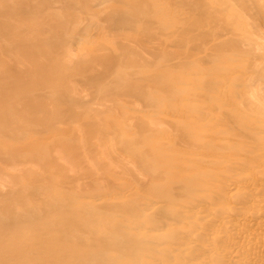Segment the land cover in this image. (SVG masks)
Returning a JSON list of instances; mask_svg holds the SVG:
<instances>
[{
	"label": "bare ground",
	"instance_id": "6f19581e",
	"mask_svg": "<svg viewBox=\"0 0 264 264\" xmlns=\"http://www.w3.org/2000/svg\"><path fill=\"white\" fill-rule=\"evenodd\" d=\"M184 1L187 2V0ZM189 1L188 3L184 2L185 11L197 0L190 1L191 4ZM178 2L179 0H176V3L174 2V6H172L173 3L171 4L170 1V5L173 8L175 6L178 7L180 5V2ZM163 3L166 5L164 0H0V264H139L138 262L140 264H147L149 258L155 255L156 257L158 255L161 256L159 258H162V261L164 260V263L162 262L163 264H237L239 258L242 260L241 256L244 254V251L242 254V249L244 247L240 244L242 242L235 243L234 237L236 236V239H238V236L242 238L246 237V234H249L252 238L251 233L253 234L257 230L250 229L252 225L250 223L253 220L251 217L254 215L250 214L253 211H259L260 208H263V204H260V201L256 199L260 193L264 196V181L262 180L264 178L257 177L258 175L254 170L261 166L262 168L260 167L261 170L258 173L264 177V140L263 142L261 141L262 137L264 139V103L261 106H256L254 105L255 103H245L244 105L243 101V104L240 103V105H244L242 107L246 106V108L241 109L237 107L236 105L238 103L236 102V104L234 101L235 98L239 97V92L235 91H238V89H235V86H231L235 90H230V93L231 91L233 92L231 95L233 101H229L228 105H218V103L216 104L218 106H216L210 101L203 102L202 99L200 101V98H207L204 92H208L216 85L214 84V87L211 88V85H213L212 80H215V76L212 77L210 75L212 77L210 78L208 74V77L202 78V82L199 80L201 84L199 86L201 88L203 87L204 92L202 89L199 91L200 89L198 88L200 93L197 94V90L196 93L193 92L195 94L191 93V95L193 94V98L195 97L194 95L198 97L200 94L201 97H198L199 101H197L198 98L195 101L193 99L195 103L191 100V103H193L186 104L187 107L185 109L179 103V107L181 109L183 107V111L177 107V97H179V101L180 98L182 99V87L180 88L179 86L176 88L177 84H174L176 90L179 89L182 91L178 96L174 95L176 92L172 90L173 85H171L174 82L165 79L164 81V75L169 77V79L170 76L174 77L172 75H176V78L179 79L177 76L178 70L172 75L170 72L176 71L175 67L179 64H184L187 66L185 67L186 71L187 69L189 71L187 74L192 75L189 78L192 77L194 79V77L199 75L200 69L198 68L199 71L198 69L196 70L195 66L192 65L193 62H189L190 60L188 62L185 61L186 63L179 62L178 64L170 65L169 63L166 64V62L165 66H167H163V62L166 59L164 60V57H161L164 56L162 54H165V51L160 45L162 43L166 44V39H169L172 43L180 46V48L186 46L191 51L195 49V40L200 35L204 38L209 36L212 39L211 35L208 34H212V36L215 34L210 33L207 28L209 33L197 30L200 34L196 31L198 34L196 35L195 29H198V25L202 23L198 22V25H194L192 21L187 22L189 19L187 20L186 17L183 19L180 15L181 13H185L182 12V9H184L182 6H179L182 10L181 12L180 9L178 11L175 9V12H180V19L182 18V21L186 20V26L189 24L190 28L193 24L194 27L192 26L190 29L188 27V29L180 27L179 23H181V20H179L180 22L178 21L179 16L177 19L179 23L176 22L179 27L175 23V28L172 22V26H170L169 23L162 20V14L166 6L169 10L171 6H169V2L166 6ZM196 4H199V2H195V8L197 6ZM162 5L165 8L162 10L163 12L161 11L162 14H159L158 11L162 8ZM224 6L226 7L227 5L224 4ZM189 10L192 11V9ZM178 13H175L176 18ZM165 15H168V11ZM173 15L171 11L170 16L173 17ZM170 16H167L168 21ZM136 24H144V26H138V28H141L137 29L135 27ZM101 25L107 27L110 31H119L122 35H128L129 37L126 36V38L131 37L129 35L130 31L138 30V37H134L135 33L133 34V32V37H131V39L136 38L134 40L137 45H133L136 48L131 46L128 42L129 39L126 43L133 50L122 43V41V44L120 42L119 44L116 40L118 37L115 39L117 42L115 40L113 41L116 42L114 45L117 47L120 45V48L115 46V48L107 47L105 45L106 41L103 44L105 37L101 34V37H103L102 41L100 36V40H98L99 38L96 39L102 43L96 44V39H93L96 36H94L91 30L94 31L98 26L100 28ZM168 26H170L167 29L169 31L174 27L171 29L172 32L165 31ZM195 26L198 27L196 28ZM230 27L229 29H227L228 27L225 28L231 31L235 29L232 27L230 29ZM180 28L185 31H180ZM210 29L214 28L211 27ZM211 31L214 32L215 29ZM235 31L233 33L237 32ZM108 32L106 33L108 34ZM138 32L136 31V34ZM218 32L215 31L214 33L218 34ZM193 33L195 34L193 35ZM238 35L241 37L240 33ZM242 36H245V34H242ZM113 38H110L111 40L109 39V41H112ZM247 38L250 39L248 36ZM207 39L208 44L210 40ZM91 40L95 42L93 41L94 43L91 44ZM202 40L204 41L203 38ZM202 40L201 42H203ZM151 41H155V43H151ZM88 42L90 43L87 45H90L89 47H93L96 44L99 45L100 50L104 49V51H107L103 53L101 50L102 52L98 53L96 52L97 46V48L95 47L96 49L90 48L86 57H84L85 52L83 49L87 48L85 43ZM150 43L157 44V47L151 46ZM165 44L162 45L164 46ZM220 44H214L212 42V45H210L213 48L210 47L211 49H208L211 52H214V50L215 52L218 50L221 51ZM110 45L108 44V46ZM137 46L140 47V52L137 51L139 49ZM168 46L165 49L169 53ZM200 46L202 45L197 44V51H192L197 53L200 50ZM171 47L169 46V49H173ZM142 48L148 53L150 52V55H156L153 56V58L156 57L153 61L156 62L158 57L161 59L156 63L158 64L161 61L162 66L166 68L164 75L160 73L161 71L154 73L151 71H143L142 68L140 70L139 65V67L132 65L135 60L140 61L139 63H141V67L144 66V69L145 67H150L153 63L154 65L156 64L153 61L147 60L148 57L145 55L146 51L143 53L145 56L142 55L141 52L144 51H141ZM187 48L184 47L183 49L187 50ZM75 49L78 51L77 54L73 52ZM116 49L118 51L121 49L123 53L124 51L126 53V50L127 52L130 50L128 52L130 55L132 54L131 50L141 54L138 55L136 52L134 59L133 57L131 58L132 61L130 58H127L131 61L128 62L124 58L129 54L126 53L125 56H122L124 54L121 53L122 55H119L120 52ZM183 49L180 51L179 47L176 48L178 52H182ZM201 50L204 51L203 49ZM188 51H185L186 56L189 53ZM170 52L173 53L172 50ZM148 53L146 54L149 55ZM177 53L175 52L174 55ZM192 53L189 55L191 56ZM204 54L201 58L200 56L198 57L200 60L202 59L201 61H206L205 57L208 55ZM130 55L129 57H131ZM104 56L107 58H115L117 62H114L115 65L113 62V65L110 63L112 65L111 67H109L110 64L107 65L109 67L108 70H110L106 71L108 73L103 70H101L103 72L98 71V68L97 70L95 69L96 65L94 63L100 65L102 61L107 59ZM171 56L173 55L171 54ZM258 56L261 57L260 55ZM225 58H223L224 61L222 59L220 61L217 60L216 65L212 58L211 60L213 62L211 63L218 69L220 67L222 68V66L227 69L228 58ZM259 59L257 58V60ZM125 60L127 62H124ZM99 61L101 62L99 63ZM157 64L155 66L156 69ZM92 65L95 67L93 68L97 73L93 74V72H90V74L85 75L83 73L84 70L91 68ZM103 65L106 70L107 66L105 64ZM123 68H125V71ZM151 70L155 71V69ZM181 71H184V69ZM176 78L174 77V79ZM118 81H123V83H118ZM215 81L217 83V80ZM184 82L183 80L182 83ZM198 82L195 83L196 86ZM218 82L220 81L218 80ZM187 83L190 82L187 81ZM233 84L235 83L233 82ZM165 86L171 87H169V93L162 92L164 89H161ZM223 87L220 88L219 92ZM192 89H189L190 92H192ZM83 90L90 93V98H82L84 93L82 92V94L81 91ZM155 91L162 92L163 94L156 93ZM202 92L203 94L201 95ZM217 92L213 94L215 97H220L218 94L222 95L220 98H224L227 95L223 92V94H217ZM212 93L214 92L209 94L212 95ZM209 97L211 96H208L207 99ZM259 97L257 96V99ZM183 99H185V102L183 100L180 102L185 105L187 98L184 97V94ZM228 99L231 100L230 98ZM254 99L255 102L256 98ZM262 99L259 98V103ZM132 100H137V102L141 101L145 110L142 111L143 114L141 113L139 115L138 108L135 109L127 105L130 109H135L137 113H130L132 115L129 117L133 118V121L130 119L133 127L129 125V132L133 137H130L132 141L129 139L128 141L130 143H127V141L121 143L123 141L122 139L127 138L126 136L128 134L126 133L128 129L126 128L125 130L120 126L126 134L125 138H123L124 131L119 129L118 124L123 125L126 121L121 124L122 119L121 123H117L116 117L112 118V115V117L106 115L113 114L114 111H121L122 113L125 109L123 102ZM97 102L103 104L105 108H100L101 110L96 109L94 103L97 105ZM49 103H57V107L54 108L55 106L52 107L51 104L48 105ZM46 105L54 108L52 109L53 111H47L44 108ZM66 105L68 106L65 107ZM76 105H83L84 108L87 105L88 108L83 110V113L82 111L80 113V111L77 112L75 110L74 112L72 108ZM70 106L72 108H68ZM42 107L47 112H44V110L43 112L40 111ZM141 107L143 109V106ZM47 108L49 109V107ZM66 108H68V111ZM214 109L217 110L218 117L209 115V111L212 113L211 110L214 112ZM251 111L254 114H250ZM69 114L74 117L72 119L75 122L79 121L85 125L81 133L78 131L83 136H80L81 139L83 138V143H88L92 138V141L94 139L95 141H103V146L99 143V145L96 144V141V145L86 143L82 147L81 145L83 143L78 145V141L74 142V140L72 141L70 139L72 136H69V126L68 128L64 126L68 131L66 128L56 127L55 123L61 122L63 118L68 119L69 117L67 115ZM127 115L129 116V114ZM174 116L175 118H173ZM49 119L51 120L49 121ZM203 120L205 122H202ZM71 123L73 124V122ZM218 124L222 126L216 127ZM138 127H143L144 129L137 130L136 128ZM184 128H187V130L185 131ZM43 129H46V131L52 129L49 130L52 133L48 136L47 134L46 136H40L43 132L46 133V131H41ZM181 129H184V131ZM73 130L75 132L77 131L75 128ZM174 131L175 133H173ZM166 132L168 134L172 132L174 139L172 135L169 136ZM72 134L74 133L71 131ZM76 134L75 137L78 135ZM80 138L77 136L75 140ZM194 138L197 142L192 143ZM220 139L222 141L218 143ZM181 140L183 142L186 140L184 143L182 142L183 147L189 142L188 145H190L188 148H191L192 144L193 149L191 151H187L188 149L186 151L184 149L181 150ZM216 140L219 141L212 145V142ZM69 142H71V145ZM177 146L180 148L178 149ZM80 147L86 149L87 154L85 156L83 153H86V151L84 152L82 149H80L82 154H80L81 152L77 153ZM114 147L117 149L118 155L116 151H113ZM210 147L213 150L209 149ZM112 151L116 152V154H113ZM243 153H250L251 156H247L248 158H246L245 155V158H242V156L244 157ZM97 154H101L100 159L104 157L102 162H95L98 163V168L101 169V172L104 170L105 172L106 170L108 171L111 165V170L114 171V167L118 164L121 166L120 168L119 166L117 167L122 171L128 169L124 170L125 173L126 171L132 173L130 175L133 176V181L137 183V187L135 189H133L134 187L130 188L133 191L129 193L128 197H125L126 193L121 190L122 188L120 186V192H116L114 189L116 197L114 202L111 196V201L108 199L109 197H104L112 195L111 193L113 191L111 192L110 190L118 188L117 185L119 184L117 183L119 182L113 180L115 182L113 183L111 181L113 178L110 179L108 173L103 176L106 174L103 172L104 174L102 173L101 175L99 169H97L98 165L92 162L96 167L93 168L91 160L89 162L87 161L88 157L93 158ZM81 162H85L86 164H82L85 166H82ZM187 164L188 166H186ZM117 167H115V170ZM202 167L210 168V171H213L211 170L212 168H216V171L219 170L216 174L206 172L204 175H202L203 173L200 175L201 171L198 169ZM111 170L109 172H112ZM204 170L203 172H205ZM72 171L74 172L73 174L77 175L79 173L78 175L88 177L89 181L87 184L91 188L94 187H92L93 181L91 183L90 180H96L98 177L102 183L104 182V188L107 187L105 191H97V194L102 191V196L104 195L103 197H98L100 202L92 201L93 198H90L87 194L80 195L78 193L82 189L86 190L89 186L87 185L86 188L81 186L83 188L80 189V185L85 184V181L87 182L86 177H84V183H80L79 181L78 184L77 182L80 179L78 177L80 176L73 178L74 175L72 173L70 174ZM232 176H235V181H232V184L228 186L229 188L231 187L229 190L227 187L226 191H224L227 184L223 186L222 181ZM53 177H59V179L57 180L55 178L57 181H54L52 180ZM124 180L122 181L125 182ZM249 180H252L253 184L251 181L249 184L247 182ZM229 181L231 180L229 179ZM115 184H117V187H113ZM251 184L258 186L260 190L257 189L258 192H254L253 190L255 188L253 187L252 190V186L251 188L249 186ZM101 185L98 187L95 186L96 189H99ZM127 185L128 182L126 187ZM221 186L224 187V190ZM230 191L232 192L230 193ZM94 192L96 195L95 189ZM95 195H93L94 198ZM233 196V200L237 198L241 199V201L237 200L240 201L238 204L234 202L238 206H231L233 207L231 209L229 205L231 204L230 201ZM228 198L230 199V203L228 202L227 207H230L233 213L229 209H226L225 204H227L226 201ZM255 200L259 206L255 204ZM140 204L143 207L136 209ZM120 208L125 209V214L123 213L121 215L118 214L119 212H116ZM261 210V213L264 214V208ZM247 211L251 213L247 214ZM126 214L128 217H126ZM115 216H118V220L120 218V220H125L128 223L123 224L118 223V221L115 223V220L113 222ZM238 216L240 217L238 218ZM256 216L260 215L257 213ZM261 217H264V215ZM255 219L257 222L258 217ZM263 219H260L261 222ZM257 223L255 224L257 226L252 225L253 228L260 226ZM258 229H260L258 231H264L262 228L258 227ZM260 237L262 238V236ZM259 240L261 239L259 238ZM254 241L258 240L255 239ZM249 242H253V239ZM234 243L240 249H237V247L235 250L230 248ZM248 246L252 248L250 244ZM262 248L259 249L262 250ZM232 249L233 252L231 251ZM246 249H249V247L246 246ZM246 249L243 250L246 251ZM248 251L245 253L247 258L244 256L246 260L249 258L247 255ZM253 251L256 252L255 248H253ZM253 256H255V253ZM156 257L153 259L156 260ZM262 261L264 260L262 259ZM150 262L152 263V261ZM242 262L244 261L242 260ZM242 262L241 264H244ZM157 263L156 260L155 264Z\"/></svg>",
	"mask_w": 264,
	"mask_h": 264
},
{
	"label": "rangeland",
	"instance_id": "374dc122",
	"mask_svg": "<svg viewBox=\"0 0 264 264\" xmlns=\"http://www.w3.org/2000/svg\"><path fill=\"white\" fill-rule=\"evenodd\" d=\"M168 0H164V2L166 3V5H168V2H169V6H171L170 5V1H171V4L173 3V5L172 6H174V2L176 3V0L175 1H173L172 2V0H170V1H168ZM178 1V0H177ZM183 2L182 3H188V1L189 0H187V2L186 1H184V0H182ZM191 2H193L192 0H190ZM189 1V3L191 4V2ZM198 1V0H197ZM197 1H194V3H192L190 6V8H187V11H185L186 10V8L184 7L185 6V3L184 4H182L181 3V0H179V2H180V7L182 6V8L184 7V9H182L181 10V8L178 6H175V7H177V8H173L172 6L171 7H169V8H171L170 10L167 8V6H166V8H165V6L164 5H162V8H160L159 9V11H158V13L159 14H162V10L165 8V11H164V13L162 14L163 15V18H162V20L164 21V22H167V23H169V25L170 26H174L175 25V23L177 22V23H179L180 21L179 20H181V23H179V26L180 27H183L184 29L185 28H189V24H188V26H186V23L187 22H193V24L194 25H198L199 23L198 22H200V23H202L201 25L199 24L198 26L200 27V26H202L201 28H199L198 26H195L196 28L198 27V29H195V32L197 31V30H200L201 32H203V31H206L207 33H209L208 32V30H207V28L209 29V31H210V33H213V35L214 36H212V34H208V35H211V37H212V39L209 37V36H207L208 37V39L210 40L209 41V43L207 44V41H206V39H207V37L206 38H204V37H202L201 35V40H202V38L204 39V41L203 42H201V40H200V42H199V39H200V36L196 39L197 40V42H196V40H195V44H196V46H197V44H200V45H202V46H205V47H202V46H200V50L197 52V53H195V51H197V49H196V46H194L195 47V49H192V50H195V51H190L186 46H183V47H181L182 49L185 47V48H187V50L186 49H183V53L182 52H178L177 50H176V48H178L179 47V50L181 51L182 49L180 48V46H177L176 44H174V43H172L169 39H166V44L165 43H162V44H165L164 46L161 44L160 45V47L162 48L163 47V49H164V53L165 54H162V55H164V56H162L161 58H163L162 60L164 61L163 63V66H165V63L166 64H168L169 63V65L170 64H178L179 62L180 63H184L185 61L186 62H188V60H190L189 62L191 63V62H193V66H195V68H196V70L199 68L200 69V71H199V69H198V71H199V73H198V71H196L199 75H194V76H196V77H194V79L191 77V78H189L190 76H192V75H188L187 74V72H189L188 71V69H187V71H186V68L185 67H187V66H185L184 64H179L178 66H176L175 67V70L176 71H173V72H170L171 73V75L172 74H174V72H177V70H178V72H177V76L179 77V79L178 78H176V75H172V76H174L176 79H174V77H171L170 76V79H169V77H166V75H164V71H165V67L167 66H165V67H163L162 66V64H161V61H160V63L158 62V64L156 63L160 58L158 57V60H156V62L155 61H153V60H155L154 58H156V57H154L153 58V56H156V55H150V52L148 53L146 50H144V48H142L141 49V51L142 50H144V51H142L141 53H142V55H144L143 53H145V51H146V53H148L149 55H147L146 53H145V55L148 57H145V58H147V60L148 61H153V62H155L156 64H157V69H156V64L154 65V63L152 64V65H154V66H150V67H145V69H144V66H142L141 67V63H139L140 61H138V60H135V62H133V64L132 65H136V66H140V70H141V68L143 69V71H151V72H157V71H161L160 73H162L163 75H164V78H163V80L165 79V80H170V81H172V82H174V83H172L171 85H173V91L174 92H176V94H174V92H172V94H174V95H179L182 91H183V94H184V97L185 98H187L188 99V96H190L189 97V99L187 100L186 99V101H187V103H185V105L187 104V105H189V104H192L198 97H201L200 96V94H199V96L197 97V95H194L195 97L193 98L192 96H193V94H195L196 93V90H197V94L198 93H200L199 91H201V89H202V91L204 92V89H203V87L201 88V86H199V85H201L200 84V81L202 82V78L203 77H208V74H209V77L210 78H212V77H214L215 78V80H217V83H216V81L215 80H212V84L213 85H211V88L212 87H214V84H216L215 85V87L214 88H212V89H210L211 90V92H214V93H212V95L211 94H209V93H211L210 92V90L207 92V91H205L204 93L206 94V97L208 98V96H211V97H209V99H203V98H200V101H202L203 100V102H212V103H214L215 105L216 104H218V105H221V104H224V105H228L229 104V101L231 102V101H233V98L231 97V95H232V91L233 90H235V89H238V91L237 90H235L236 92H239V97H237V98H235V101H234V103H236L237 105V107H239V108H241V109H245L246 108V106L245 107H242V106H244L245 105V103H255L254 105H256V106H261V105H263V103H264V98L262 99V96L264 97V94H263V92H264V61H262L263 59H262V55H263V57H264V0H203L204 1V3H203V1L202 0H200V1H198L199 2V4L201 3V1H202V3L199 5V4H196L197 6H196V8L194 7L195 5V2L196 3H198ZM223 1V2H222ZM178 2V3H179ZM221 2V3H220ZM221 4H223V5H221ZM224 4L225 5H227L226 7L224 6ZM177 5V4H176ZM188 5V4H187ZM164 6V7H163ZM187 7H189V6H187ZM174 9V15H173V9ZM168 9V10H167ZM175 9H176V11H178L179 9H180V12L182 11V12H185V13H181L180 14V12L178 13V12H175ZM189 9H192V11H190ZM162 11V12H161ZM167 11H168V17L170 16V14H171V11H172V15H173V17H171L170 16V18H169V21H168V19H167V16L165 15L164 16V14L165 13H167ZM169 11H170V14H169ZM193 11H194V13H193ZM188 12V13H187ZM175 13H178V15H177V18H176V16H175ZM191 13H192V15H191ZM179 14L182 16V18L183 19H185V17H186V19L188 20L189 19V21H187V22H185L184 20L182 21V18L180 19V16H179ZM186 14V15H185ZM216 16H215V15ZM178 16H179V19H178ZM190 16V17H189ZM195 16V17H194ZM176 19H175V18ZM218 18L217 20H216V18ZM165 18V19H164ZM192 18H194V19H192ZM167 19V20H166ZM172 19H173V21H172ZM177 19H178V21H177ZM192 19V20H191ZM196 19V20H195ZM213 19H215L214 21H212ZM197 20H199V21H197ZM216 21V22H215ZM219 21V22H218ZM171 22L173 23L172 25H171ZM185 22V23H184ZM213 22H215V23H213ZM176 23V25L178 26V24ZM213 23V24H212ZM190 24H192V23H190ZM191 25L190 26V28L193 26L194 27V25ZM225 24H227V25H225ZM185 25V26H184ZM224 25H225V27H228L227 29H229V27L231 26L232 28H235L234 30H236L235 32L236 33H233V31H231V30H227L225 27H224ZM138 26H144V24L143 25H138V24H136V28L137 29H140V28H138ZM170 26H168L166 29H165V31H168V32H172L171 31V29H173L174 27H172L171 29H170V31L169 30H167V29H169L170 28ZM178 26V27H179ZM216 26V27H215ZM211 27H213L214 29H215V31L216 32H218V34L217 33H214L213 31H211V30H214V29H210ZM219 27V28H218ZM231 27H230V29H231ZM102 28V29H101ZM136 28H135V30H136ZM176 28V27H175ZM187 28V29H188ZM189 28V29H190ZM204 28V29H203ZM216 28H218L217 30H216ZM184 29H182V28H180L179 30L180 31H185ZM186 29V30H187ZM203 29V30H202ZM101 30H104V31H101ZM109 31L108 32V34L106 33L107 31ZM118 30V29H117ZM179 30H177V32H179ZM137 32H138V30H136ZM136 31H130V33H129V35H131V37H133V34L135 33V35H134V37H138V34H139V32L136 34ZM174 31H176L175 29H174ZM192 31H194V30H192ZM192 31H191V34H192ZM231 31V32H230ZM91 32L94 34V36H96V37H94L93 39H98L99 38V36H100V38H101V41H102V38L103 37H105V39H103L104 41H103V44H104V42L106 41V46L107 47H113V48H115V47H117L116 45H114V44H116V42L118 41V43L120 42L121 43V41H122V43H124L125 45H127V43H126V41L128 40V42L131 44V46L132 47H134V48H136L135 46H133L136 42H135V40L134 39H136V38H132L131 39V37L130 38H126V36L127 37H129L128 35H122V33H120L119 31H114L115 32V34H114V32L113 31H110L109 29H107V27H104L103 25H101L100 26V28H99V26L93 31V30H91ZM104 32V33H103ZM112 32V33H111ZM132 32H133V34H132ZM198 32V31H197ZM197 32H196V35H198L197 34ZM240 33V35H241V37L238 35L239 33ZM118 33H120L119 35H118ZM165 33V32H164ZM167 33V32H166ZM199 33V32H198ZM247 33H249V34H247ZM103 36V37H101V35ZM106 34H107V37H106ZM190 34V33H189ZM195 33H193V35H194ZM200 34V33H199ZM217 34V35H216ZM237 34V35H236ZM242 34L244 35L245 34V36H242ZM248 37H250V39H246V37L247 36ZM250 35V36H249ZM98 36V37H97ZM123 36V37H122ZM114 37V38H113ZM116 37H118L117 39H116ZM100 38L98 39V40H100ZM108 38V40H106ZM110 38H113L112 39V41L113 40H115V41H109V39ZM196 38V37H195ZM259 38V39H258ZM97 39L95 40V41H97ZM126 39V40H125ZM130 39H131V41L132 40H134V41H130ZM207 39V40H208ZM254 39H256V40H254ZM111 40V39H110ZM120 40V41H119ZM247 40V41H246ZM92 41V40H91ZM94 41V40H93ZM91 42V44L92 43H94V42ZM101 41H97V43L96 44H98V43H100ZM109 41V42H108ZM168 41V42H167ZM169 41H170V43H169ZM250 41V42H249ZM253 43H252V42ZM256 41V42H255ZM115 42V43H114ZM164 42H165V40H164ZM212 42L214 43V44H216V43H221L219 46H221V48H220V50L221 51H217V52H215V50H214V52L212 51H210V49L211 48H213V47H211V45H212ZM216 42V43H215ZM248 42V43H247ZM258 42V43H257ZM102 43V42H101ZM110 43H111V45H110ZM113 43V44H112ZM118 43H117V45H118ZM119 43V44H120ZM121 43V44H122ZM128 43V44H129ZM151 43H155V41H151ZM150 43V44H151ZM156 43H157V41H156ZM86 44V46L88 45V44H90L89 42L88 43H85ZM95 44V46H91V47H89V46H87V48H86V46H85V48L86 49H83L84 50V52H85V55H84V57H86V55H87V53H88V50H90V48H97V46H98V48L96 49V52H102L103 51V53L104 52H106L107 50H105L104 51V49L101 51L100 49H99V45H96ZM108 44L110 45V46H108ZM158 44V43H157ZM157 44H151V46H153V47H155ZM172 46L171 48H173L174 49V51H173V49H169V46ZM194 44V45H195ZM211 44V45H210ZM251 44V45H250ZM258 44H260V45H258ZM135 45H137V44H135ZM210 45V46H209ZM115 46V47H114ZM120 45H118V47L117 48H120L119 47ZM128 46V45H127ZM166 46H168L167 47V49L169 50V53H171L170 51L172 50V52L173 53H171L173 56H171V54H169L168 53V51H166ZM177 46V47H176ZM199 46V45H198ZM89 47V48H88ZM128 47H130V46H128ZM157 47V46H156ZM158 47H159V45H158ZM202 47V48H201ZM211 47V48H210ZM82 48V47H81ZM101 48V47H100ZM131 48V47H130ZM137 48H139V49H137V51H139L140 50V47H138L137 46ZM198 48V47H197ZM205 48V49H204ZM208 48H210V49H208ZM132 50H133V48H131ZM199 49V48H198ZM201 49H203L204 51H202ZM81 51H83L82 49H80ZM86 50V51H85ZM117 51H118V49H116ZM131 50V52H132V54L130 55V53H128L127 52V50H126V53L127 54H129L131 57H129V55H126V53H125V51H124V53H123V51L121 50V49H119V51L118 52H120V54L119 55H122V54H124V55H122V56H125L126 55V58H124V59H127V58H132L133 57V59H134V55L136 54V50L134 49V51H136V52H133ZM176 50V51H175ZM189 50V51H188ZM213 50V49H212ZM227 50V51H226ZM95 51V50H94ZM188 51L189 53L187 54V56H186V52ZM208 51V52H207ZM226 51V52H225ZM73 52H75L76 54H77V49H75ZM140 52V51H139ZM139 52H137L138 53V55L139 54H141V53H139ZM177 53V54H175L174 55V53ZM192 52H194V53H192ZM223 52V53H222ZM102 53V54H103ZM114 53V52H113ZM115 53H116V51H115ZM122 53V54H121ZM134 53V54H133ZM190 53H192L191 54V56L189 55ZM204 53H206V54H204ZM207 53H209V54H207ZM213 53V54H212ZM117 54V53H116ZM168 54V55H167ZM208 55L207 57H205V56H203V57H205V60L206 61H201L200 60V58L202 57V55ZM225 54H226V56H225ZM118 55V56H119ZM133 55V56H132ZM137 55V56H138ZM144 55V56H145ZM232 55H234V56H232ZM258 55H260L261 57H259ZM150 56H151V58H150ZM186 56V57H185ZM200 56V58H198ZM255 56H257V57H255ZM18 57H19V54H18ZM105 58H107L106 56H104ZM136 57V56H135ZM167 57V58H166ZM197 57V58H196ZM226 57V58H225ZM231 57H233V58H231ZM150 58V59H149ZM153 58V59H152ZM184 58V59H183ZM187 58V59H186ZM208 58V59H207ZM213 58V60H214V63H215V65H216V63L218 62V61H220L221 59L223 60V58H225V59H227L228 58V60H227V65H228V68L226 69L224 66H222V68L220 67L219 69L217 68V67H215V65L214 64H212L211 62H213V60H211ZM230 58V59H229ZM257 58H260L259 60H257ZM123 59V60H124ZM130 59H127V61L128 62H131L132 61V59H131V61H129ZM136 59V58H135ZM169 59V60H168ZM182 59V60H181ZM198 59V60H197ZM120 60V59H119ZM123 60H121V61H123ZM161 60V59H160ZM171 60V61H170ZM204 60V59H203ZM218 60V61H217ZM231 60V61H230ZM262 61V63H261V61ZM126 60L124 61V62H127ZM138 62V64H137V62ZM175 62V63H173V62ZM178 61V62H177ZM210 61V62H209ZM224 61V60H223ZM98 62V61H97ZM101 61H99V63H100ZM103 62V63H102ZM101 63H102V65H101V63H100V65L98 64V63H94L95 65H96V68L92 65V67L91 68H87L86 70H84V74L86 75H88V74H90V72L92 73L93 72V74H95V73H97V68H98V71H101V70H103V71H107L108 70V68L109 67H111L112 65H113V63L114 62H116V60H115V58H112V57H108L107 59H105L104 61H102ZM105 62V63H104ZM108 62V63H107ZM113 62V63H112ZM185 62V63H186ZM112 65H111V64ZM117 63V62H116ZM189 63V64H190ZM103 64H105V66H107V65H109L110 64V66L108 67L107 66V69L105 70V67H104V65ZM114 65H115V63H114ZM117 65V64H116ZM210 65V66H209ZM214 65V66H213ZM250 65H251V67H250ZM138 66V67H139ZM212 66V67H211ZM252 66H254V67H252ZM96 69H94V68ZM101 67H102V69H101ZM133 67V66H132ZM154 67V68H153ZM178 67V68H177ZM210 67V69H208ZM215 67V68H214ZM219 67V66H218ZM93 68V69H92ZM100 68V69H99ZM133 68H136L135 66L133 67ZM146 68H147V70H146ZM213 68V69H212ZM250 68V69H249ZM111 69V68H110ZM151 69H155V71H152ZM184 69V71H181V70H183ZM122 70V69H121ZM123 70L125 71V68H123ZM210 70V71H209ZM216 70V71H215ZM238 70V71H237ZM95 71V72H94ZM103 71H101V72H103ZM108 71H110V70H108ZM203 73H202V72ZM207 71H209V72H207ZM232 71H233V73H232ZM240 71V72H239ZM242 71V72H241ZM180 72V73H179ZM182 72V73H181ZM184 72H185V75H184ZM205 72H207V73H205ZM106 73H108V72H106ZM230 75H229V74ZM176 74V73H175ZM187 74V75H186ZM201 74V75H200ZM217 74V75H216ZM210 75H212V77L210 76ZM232 75V76H231ZM237 75V76H236ZM239 75V76H238ZM181 76V77H180ZM185 76V77H184ZM166 77V78H165ZM233 77V78H232ZM183 78V79H182ZM196 78V79H195ZM181 79V80H180ZM164 80V81H165ZM185 81L186 82V84H184V83H182V81ZM192 81V83H191V81ZM197 81L198 82V84H197V86L195 85V83H197V82H195V81ZM218 80L220 81V82H218ZM231 80V81H230ZM187 81H189L190 83H187ZM222 81V82H221ZM226 81V82H225ZM241 81V82H240ZM177 82V83H176ZM231 84H230V83ZM233 82L235 83V84H233ZM262 82H263V86H262ZM118 83H123V81H118ZM117 83V84H118ZM226 83V84H225ZM249 83V84H248ZM254 83V84H253ZM174 84H177L176 85V88L177 87H179L180 86V88L182 87V91L181 90H179V89H177L176 90V88H174ZM233 84V85H232ZM241 84H243V85H241ZM252 84V85H251ZM76 85V84H75ZM220 85V86H219ZM224 86L222 89H221V91L219 92V90H220V88L222 87V86ZM249 85V86H248ZM251 85V86H250ZM194 86V87H193ZM195 86H196V89H195ZM231 86H235V89H233ZM246 86V87H245ZM166 87V88H165ZM164 88H162L161 90H167V91H162V92H170L169 90H170V86H165ZM170 87V88H169ZM218 87H219V89H218ZM249 87V88H248ZM79 88V87H78ZM168 88V89H167ZM193 88V89H192ZM200 90H199V89ZM83 89V88H82ZM189 89H192L191 91L192 92H190V90ZM258 89V90H257ZM88 90V89H87ZM171 90V91H172ZM185 90H188V91H185ZM193 90H195V91H193ZM199 90V91H198ZM230 90H232L231 91V93H230ZM159 91V90H158ZM158 91H155L156 93H162V92H158ZM177 91H178V94H177ZM180 91V92H179ZM217 92V94L218 93H224V94H227L226 96L228 97V98H230L231 100H229L226 96L224 97L225 99H226V101H225V99L224 98H220V97H222V95H219L218 94V96H220V97H215L213 94H215L216 92ZM86 94L85 96H84V94ZM193 92H195V93H193ZM203 92L201 93V95L203 94ZM226 92V93H225ZM257 92H260V93H257ZM83 95H82V94ZM81 95H82V98L83 97H85L86 99H88V97H89V95H90V93H87V91H85V90H83V91H81ZM188 93H189V95H188ZM191 93H193L192 95H191ZM207 93H208V95H207ZM222 93V94H223ZM163 94V93H162ZM171 94V95H172ZM183 94L181 95V97H182V99L180 98V101L181 100H183V102H185V99H183ZM216 94V95H217ZM186 95V96H185ZM188 95V96H187ZM242 95V96H241ZM176 96V97H177ZM214 96V97H213ZM255 96V97H254ZM257 96L259 97V98H261L262 100H263V102H262V100H261V102L260 103H262V104H260L259 103V98L257 99ZM245 97V98H244ZM90 98V97H89ZM178 98V106L177 107H179V103H180V105L181 106H183L184 107V109L187 107V105L185 106L183 103H181L180 101H179V97H177ZM191 98V99H190ZM219 99V100H217V99ZM243 98H244V100H243ZM254 98H256V101L254 102ZM193 99H194V101H193ZM202 99V100H201ZM228 99V100H227ZM237 99V100H236ZM189 100H190V102H189ZM191 100L193 101L192 103H191ZM213 100H215V101H213ZM251 100V101H250ZM252 100H253V102H252ZM259 100V101H258ZM197 101H199V98H198V100ZM220 101H222V102H220ZM244 101V105H240V103H242ZM258 101V102H257ZM126 102V101H125ZM125 102H123L124 103V105H125V109L123 110V111H128V113H126V112H124V113H126L125 115H124V113H123V111H122V113H121V111L120 112H118V111H114V113L113 114H110V115H106V116H110V117H112V118H115L116 120H117V123H121V120L123 119V121H122V123L121 124H123L124 123V121H126L123 125H120V124H118L119 125V127L121 126V127H123V129H125L126 130V128L128 129V132L126 133V134H128L126 137L127 138H125V131L124 130H122L121 129V127L119 128L121 131H124V137L123 138H125V139H122L123 141H121V143H123V142H126L127 141V143L129 142L130 143V141H128L129 139H130V137L131 138H133L132 137V134H130V132H129V130H130V126L131 127H133V123H132V121H133V118H129V117H131V115L133 114V113H137L136 111H135V109H137L138 108V112H139V115L142 113V111L143 110H145V108H144V105L141 103V101L140 102H137V100H132V101H127L126 103ZM189 102V103H188ZM98 103V102H97ZM195 103V102H194ZM197 103H200V102H197ZM260 105H259V104ZM51 104V106L53 107V106H55L54 108H56L57 106V103L54 105L53 103H49L48 105H50ZM53 104V105H52ZM243 104V103H242ZM48 105H46L47 107H49V109L45 106L44 108L47 110V111H53L52 109H54V108H52V107H50V106H48ZM71 106H72V104H70ZM130 105L131 107H134L135 109H130V107H128V106ZM177 105V104H176ZM218 105H216V106H218ZM68 105H66L65 107H67ZM68 107V108H72V107ZM92 106V108H94L93 107V105H91ZM94 106H95V108L96 109H99V110H101V109H103V108H105V106L103 105V104H100V103H98L97 105H96V103H94ZM141 106H143V109H142V107ZM75 107V108H74ZM73 108H72V110L74 111H77V112H79L80 111V113H81V111H82V113H83V110H85V109H87L88 107H87V105H86V107L84 108V106L83 105H76V106H74ZM83 107V108H82ZM183 107H182V109H183ZM44 108L42 107L41 108V110L40 111H42L43 112V110H44ZM51 108V109H50ZM68 108H66V110L68 111ZM77 108V109H76ZM94 108V109H95ZM101 108V109H100ZM128 108V110H126ZM180 109H181V107H179ZM82 109V110H81ZM140 109V110H139ZM142 109V110H141ZM181 109V110H182ZM183 109V110H184ZM216 109V108H215ZM214 109V112H213V110H211V112L212 113H210V111H209V115L210 116H217V110H215ZM46 110H44V112L46 111ZM131 110H133V111H130ZM177 110H179V109H177ZM182 110V111H183ZM46 111V112H47ZM74 111V112H75ZM216 111V112H215ZM248 112V111H247ZM247 112H245V114H247ZM130 113H132L131 115H130ZM249 113V112H248ZM127 114H129V116L127 115ZM143 114V113H142ZM250 114H254L253 113V111H251V113ZM70 115V114H69ZM67 115L69 118L68 119H62V121L61 122H59V123H55V125H56V127H58V128H68V126H69V136H72V137H70V139H72V141L74 140V142H77L78 141V145H80V144H82L83 143V138L81 139L80 138V136L82 135V134H80L81 132H82V128L84 129V127H85V125L83 124V123H80L79 121H77V119H76V121L77 122H75L74 121V119H72V118H74L72 115ZM112 115V116H111ZM124 115V116H123ZM127 115V116H126ZM128 117L127 119H126V117ZM254 116V115H253ZM218 117V116H217ZM255 117V116H254ZM66 118V117H65ZM121 118V119H120ZM173 118H175V116L173 117ZM125 119V120H124ZM130 119H132V121L130 120ZM46 120V119H45ZM51 119H49V121H50ZM53 120V119H52ZM67 120V121H66ZM120 122H119V121ZM73 122V124L71 123V122ZM79 122V123H78ZM128 122H130V123H128ZM202 122H205V120H203ZM68 124V125H67ZM84 126H83V125ZM128 124V125H127ZM61 125V126H60ZM71 125V126H70ZM72 125H75V126H72ZM130 125V126H129ZM64 126H66V127H64ZM127 126V127H126ZM220 126H222L221 124H218L216 127H220ZM125 127V128H124ZM148 127H149V125H148ZM151 127H155V126H151ZM150 127V128H151ZM184 127V126H183ZM186 127V126H185ZM66 128V129H67ZM75 128L77 131L75 132V130H73V129ZM116 128H117V126H116ZM146 129H147V127H145ZM68 129H67V131H68ZM137 130H139V129H144L143 127L142 128H136ZM185 129V131L187 130V128H184ZM184 129L182 130V131H184ZM49 130H52V129H49ZM49 130L48 131H46V129H43V130H41V131H46V133L45 132H43V134H41L40 136H46V134H47V136L48 135H50V133H52V131L51 132H49ZM71 131L74 133V134H72L71 135ZM80 133H79V132ZM49 134H48V133ZM78 132V133H77ZM42 133V132H41ZM78 135H77V134ZM149 133V132H148ZM171 134H168L167 132H166V134H168L169 136L170 135H172V137H173V133H175V131L172 133V132H170ZM183 133V132H182ZM75 134L77 135V136H79V138L80 139H78V140H75V138L77 139V136L75 137ZM131 136H130V135ZM167 135V136H168ZM176 135H177V133H176ZM176 135H174V136H176ZM129 136V137H128ZM134 136V135H133ZM168 136V137H169ZM263 136H264V134H263ZM81 137H83V136H81ZM172 137H171V139H172ZM179 137H180V135H179ZM178 137V138H179ZM91 138V137H90ZM181 138V137H180ZM263 138V137H262ZM261 138V141L263 142V140L264 139H262ZM173 139H174V137H173ZM79 140H80V142H79ZM131 140V139H130ZM191 140V139H190ZM189 140V141H190ZM86 141H88V140H86ZM94 141V142H93ZM92 141V138H91V141L89 140L88 141V143H90L91 145H96V144H101L102 146H103V144H102V142L103 141H98V140H96L97 141V143H96V141H95V139ZM132 141V140H131ZM186 141V140H185ZM184 141V142H185ZM219 140H216V141H213L212 142V145H213V143H215V142H218ZM222 140L220 139V141L218 142V143H220ZM93 142V143H92ZM101 142V143H100ZM181 143L183 142L182 140L180 141ZM179 142V143H180ZM183 142V143H184ZM193 142H197L196 140H195V138L193 139V141H192V143ZM70 143V145H71V142H69ZM87 143V142H86ZM86 143L84 142L83 143V145H81L82 147H84L85 145H86ZM87 143V144H88ZM96 143V144H95ZM179 143H178V145H179ZM183 143L180 145V147H182V149L181 150H187V151H191L192 149H193V147H192V144H191V148H188L189 147V145H188V143L189 142H187V144L185 145V147H187V148H185V147H183ZM202 143V142H201ZM85 144V145H84ZM98 144V145H99ZM106 144H108V143H106ZM114 144V143H113ZM117 144V143H116ZM125 144V143H124ZM200 144V143H199ZM222 144V143H221ZM90 145V146H91ZM100 145V146H101ZM188 145V146H187ZM100 146H98L99 148H101ZM82 147H80L79 149H78V151L79 152H77V153H80L81 152V150L80 149H82L84 152L86 151V149L85 148H82ZM115 147H116V145H115ZM115 147H114V150L113 151H116L117 149H115ZM178 147V149L180 148L179 146H177ZM85 149V150H84ZM209 149H212L211 147L209 148ZM180 150V151H181ZM213 150V149H212ZM112 151V152H113ZM117 152V151H116ZM116 152H113V154H116ZM80 154H82V152L80 153ZM84 154V156L87 154V151H86V153H83ZM98 155V156H97ZM97 155H95V157H93V158H87V161L89 162V160H91V165H93V168L95 167V165L94 164H96V165H98V163L99 162H102V160L104 159V157H103V159H100L101 158V154H97ZM102 155H103V149H102ZM117 155H118V152H117ZM243 155H244V157L242 156V158H245V155H246V158H248V157H250L251 156V154L250 153H243ZM68 156V155H67ZM88 156V155H87ZM106 156V155H105ZM248 156V157H247ZM65 157H66V155H65ZM99 158V160H98V158ZM95 158H97V159H95ZM107 160H108V158H106ZM105 159V160H106ZM97 160V161H96ZM104 160V161H105ZM92 162L94 163V164H92ZM95 162H98V163H95ZM186 163H187V161H185ZM247 162V161H246ZM85 162H81V165L82 164H84ZM185 163V164H186ZM201 163H203V162H201ZM86 164V163H85ZM184 164V163H183ZM80 165V164H79ZM88 165H90L89 163H88ZM115 165H116V163H115ZM27 166H30V165H27ZM82 166H85V165H82ZM117 166H119L118 164L115 166V167H117ZM121 166V165H120ZM120 166H119V168H120ZM186 166H188V164L186 165ZM99 167V165L97 166V169H99L98 168ZM115 167H114V171L113 170H111V168H112V165H111V168L107 171L106 170V172H105V170L104 171H100L101 169H99V173H101V175H102V173L103 172H105L106 174H104L103 176H105V175H107V173H108V175H109V177H110V179L111 178H113L111 181L113 182V180L115 181V182H119V183H117V184H119V185H117V184H115V186H113V187H117L118 186V188H113L112 190H110V191H108L109 193H111L112 195H108V196H104V197H109L108 199L111 201V199H112V201L114 202L115 200H116V197H115V192H114V189L116 190V192H120L121 190L122 191H124V193H126L125 195V197H128V195H129V193L131 192V191H133L132 189H130V188H133V189H135V187H137V183L136 182H134L133 181V176L132 175H130V174H132V173H129V172H127L126 171V173H125V171L124 170H128V169H124L123 167H121L122 169H124L123 171L121 170V169H119L118 167L116 168V170H115ZM261 167V166H260ZM260 167L259 168H255V173L258 175H256L255 174V176H257V177H259V178H264L261 174H259L258 172L261 170L260 169ZM96 168V167H95ZM262 168V167H261ZM118 169V170H117ZM205 169V170H204ZM216 168H212L211 170H213V171H210V168H204V167H202V168H199L198 170H200L201 171V173H200V175L202 174V175H204L206 172L207 173H211V174H216V173H218V170L216 171L215 170ZM112 171V172H109V171ZM121 170V171H120ZM203 170L205 171V172H203ZM207 170V171H206ZM116 171V173H114ZM120 171V172H119ZM98 172V171H97ZM96 172V173H97ZM131 172V171H130ZM72 173V175H74L73 176V178H76V176L78 177V176H80V177H78V178H80L79 180H78V184H79V181H80V183H84V177H86V176H82V175H78L79 173H77V175L76 174H73L74 172L72 171V172H70V174ZM99 173H97L98 175H100ZM110 173V174H109ZM117 173H119V174H117ZM198 173V172H197ZM115 174H116V176H117V178H119V179H117L116 178V176H115ZM121 174V175H120ZM114 177H113V176ZM210 175V174H209ZM261 175V176H260ZM82 176V177H81ZM97 176V175H96ZM120 176H122L123 178H125V179H130V180H124L122 177H120ZM131 176V177H130ZM56 178V177H55ZM55 178L53 177V179L52 180H54V181H57L58 179H59V177H57L56 179L57 180H55ZM77 178V179H78ZM106 178H108V177H106ZM132 178V179H131ZM235 176H232V177H230V178H227V179H225V181L227 182H225V181H222V185L223 186H225L226 184H227V186L224 188V187H222L221 186V188L224 190V191H226V188L228 187V186H230V184H232L231 182L232 181H235ZM77 179H76V181H77ZM89 178L88 177H86V180H87V182L85 181V184H82V185H80V189L81 188H83V187H85L86 188V186L88 185L87 183H88V180ZM97 179H98V177H97ZM96 179V180H97ZM109 179V178H108ZM229 179L231 180V181H229ZM51 180V181H52ZM83 180V181H82ZM96 180H90L91 181V183H92V181H93V183H92V187H94V188H91L90 187V185H88L89 186V188L87 187L86 188V190L84 189H82V191H78V193H80V195H89L90 196V198H93V200L92 199H90V200H92V201H97V202H100V196H102V191L101 192H98V194L100 193V195H98L97 194V191L98 190H104L105 191V188H107V187H105L104 188V186H103V183L101 182V179H98V181L96 182ZM120 180V181H119ZM122 180H124L125 182H123ZM263 181H264V179H262ZM76 181H74L75 183H76ZM99 181H100V184H99ZM237 181V180H236ZM250 181H251V183H252V180H249V181H247V182H249V184H250ZM115 182H113V183H115ZM127 182H128V185H127V187H126V184H127ZM129 182H131L130 184H129ZM224 182V183H223ZM95 183H96V185H95ZM136 183V184H135ZM93 184H94V186H93ZM102 184V185H101ZM253 184V183H252ZM249 185L250 186V188H251V186H252V190H253V187L255 188V190H253L254 192H258V190H260L259 189V187L258 186H256V185ZM99 185H101L100 187H99V189H96V187H98ZM117 185V186H116ZM121 185H122V187H121ZM125 185V186H124ZM132 185V186H131ZM81 186H83V187H81ZM96 186V187H95ZM119 186H120V188H122L120 191H119ZM256 186V187H255ZM4 187V186H3ZM92 190H91V189ZM124 188V189H123ZM125 188H127V189H125ZM231 188V187H230ZM229 187H228V190L230 189ZM79 189V190H80ZM90 189V190H89ZM94 189H95V191H96V195H95V192L93 193V191H94ZM258 189V190H257ZM129 190V191H128ZM232 190V189H231ZM257 190V191H256ZM233 191V190H232ZM232 191H230V193L232 192ZM92 193H93V195H95V198H97V199H95L94 197H93V195H92ZM123 193V192H122ZM88 196V197H89ZM102 196V197H103ZM112 198H111V197ZM114 196V197H113ZM99 197V198H98ZM101 197V198H102ZM257 199L256 200H258V201H260L259 203L261 204H263L264 205V196H263V194H258L257 195ZM230 198V197H229ZM228 198V200L226 201L227 202V204H225L226 205V209H229L230 211H232L231 209L233 208V207H235V205L236 206H238L237 204H238V202H240L241 201V199H237L236 198V200L234 199L233 200V198H234V196L233 197H231V201H230V199ZM260 198V199H259ZM95 199V200H94ZM237 200H240V201H237ZM255 200V201H256ZM231 202V204L229 205L230 207L231 206H233V207H231V209H230V207H227V205ZM254 201V202H255ZM229 202V203H228ZM235 202H237V204H233V203ZM255 204H257L258 205V202L256 201L255 202ZM142 204H140V206H137L136 207V209L137 208H142L143 207V205L141 206ZM262 205V207L264 208V206ZM259 206V205H258ZM263 208H260V210L261 209H263ZM121 209H123V208H120V209H118L116 212L118 213V214H123L124 212H125V209H123V210H121ZM121 210V211H120ZM259 210V211H260ZM258 210L257 211H253L252 212V214H250V215H253L251 218L253 219L252 220V222L250 223V225L252 224L253 226H257V225H255L257 222L259 223H257L258 225H260V226H258L259 228H262L263 230H264V223H262V222H264V217H261L262 215H264V214H262L261 212H262V210L259 212ZM245 212V211H244ZM255 212H257L258 213V215H260V216H256V214L257 213H255ZM227 213V212H226ZM225 213V214H226ZM232 213H233V211H232ZM249 213H251L250 211H249ZM248 213V211H247V214H249ZM261 213V214H260ZM125 214V213H124ZM245 214H246V212H245ZM227 215V214H226ZM243 215V214H242ZM242 215H240L241 217H242ZM240 216H238V218L240 217ZM126 217H128V215L126 214ZM257 218L258 217V219L260 218V219H263L262 220V222H261V220L259 221L258 219H257V222H256V219L255 218ZM255 219V220H254ZM114 220H115V223H117L116 221H118V223H123V224H127L128 222H126L125 220H120V218H119V220H118V216H115V219H113V222H114ZM253 221H254V223H253ZM235 223V222H234ZM236 224H237V222H236ZM250 226V229L251 230H253L254 229V231H258V230H260V229H258V227H254L253 228V226ZM261 229V230H262ZM255 232V233H251V236H252V238L249 236V234H246L245 236L247 237H242V238H244V239H242L241 238V236H238V239H236L237 237L235 236L234 238V242L236 243L237 242V244L238 243H240V242H242V243H240L241 244V246L242 247H244L243 249H246V246L247 247H249V249H246V251H248L247 252V255H248V257L250 258H248L247 260L245 259V257L244 256H246V251L245 250H243L242 249V254H243V251H244V254L241 256V258H242V260L244 261V262H242V260L239 258V262L237 263V264H241V262L242 263H244V264H247V263H249V264H257V262H259L260 264H264V261H262V259L264 260V231H258V232ZM260 233V234H259ZM235 234V233H234ZM233 234V235H234ZM262 234V235H261ZM237 235H239V234H237ZM254 235H256L257 236V238H255L256 236H254ZM259 235V236H258ZM260 236H262V238H263V241H262V238L260 237ZM250 237V238H249ZM254 237V238H253ZM249 238V239H248ZM259 238L261 239V240H259ZM248 239V240H247ZM252 239H253V242H249V241H252ZM258 240V241H254V240ZM246 240H247V243L245 244V242H246ZM243 241H244V244H243ZM256 242H257V244H256ZM259 242V243H258ZM234 243V244H235ZM252 243H254V245H252ZM233 244V245H234ZM251 245L252 246V248L250 247V246H248V245ZM255 244H256V246H255ZM232 245V247H230V248H233L234 250L236 249V244H235V246H233ZM162 246V245H161ZM253 246H255V247H253ZM263 247V248H262ZM251 248V249H250ZM253 248H255V251L256 252H252V250H253ZM256 248H257V250H256ZM259 248H262V250L261 249H259ZM233 249L231 250L232 252H233ZM237 249H240V248H238L237 247ZM250 250H251V252H250ZM259 250V251H258ZM259 252V254H258V252ZM251 253H252V255H251ZM254 253H255V256H256V258H255V256H253L254 255ZM261 253V254H260ZM256 254H258V255H256ZM261 255V256H260ZM262 257V258H260V257ZM154 257H156V255L154 256ZM153 256L152 257H150L149 258V262L147 261V264L149 263V264H155V262H156V260H157V264H163L164 262V260L162 261V258H159V257H161L160 255H158V257H156V260L155 259H153L154 258ZM257 257H259V258H257ZM152 258V259H151ZM158 258H159V260H160V263H159V260H158ZM246 258H247V256H246ZM253 258H255V259H253ZM261 259V260H260ZM254 260V262H252ZM262 261V262H260V261ZM150 261H152V263L150 262ZM155 261V262H154ZM246 261V262H245ZM249 261V262H248ZM154 262V263H153ZM163 262V263H162ZM252 262V263H251ZM139 264H140V262H138ZM258 263V264H259ZM144 264H146V263H144ZM234 264V263H233Z\"/></svg>",
	"mask_w": 264,
	"mask_h": 264
}]
</instances>
